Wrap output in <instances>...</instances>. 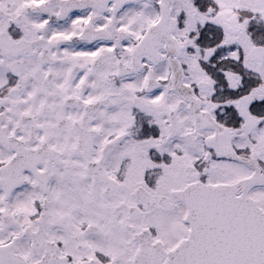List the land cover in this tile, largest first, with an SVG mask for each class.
Returning a JSON list of instances; mask_svg holds the SVG:
<instances>
[{
    "label": "snow or ice",
    "instance_id": "snow-or-ice-1",
    "mask_svg": "<svg viewBox=\"0 0 264 264\" xmlns=\"http://www.w3.org/2000/svg\"><path fill=\"white\" fill-rule=\"evenodd\" d=\"M0 264H264V0H0Z\"/></svg>",
    "mask_w": 264,
    "mask_h": 264
}]
</instances>
